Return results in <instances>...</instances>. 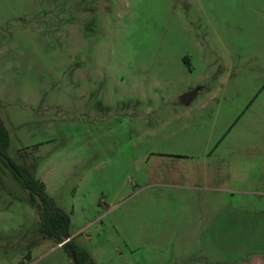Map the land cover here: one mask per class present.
<instances>
[{"label":"rangeland","instance_id":"1","mask_svg":"<svg viewBox=\"0 0 264 264\" xmlns=\"http://www.w3.org/2000/svg\"><path fill=\"white\" fill-rule=\"evenodd\" d=\"M0 118L97 264H184L200 201L264 200V0H0ZM40 229L0 162V264H73Z\"/></svg>","mask_w":264,"mask_h":264},{"label":"crops","instance_id":"2","mask_svg":"<svg viewBox=\"0 0 264 264\" xmlns=\"http://www.w3.org/2000/svg\"><path fill=\"white\" fill-rule=\"evenodd\" d=\"M201 90L197 89L198 92ZM28 168L35 175V169ZM198 204L207 211L192 218L190 226L207 240L198 239L195 247L184 256V264H264V200H260L259 195L244 199L217 197ZM184 235L196 234H188L187 231ZM246 252L259 254L238 262L235 261L236 256L227 254ZM210 253H221V256L217 254L215 259Z\"/></svg>","mask_w":264,"mask_h":264},{"label":"trees","instance_id":"3","mask_svg":"<svg viewBox=\"0 0 264 264\" xmlns=\"http://www.w3.org/2000/svg\"><path fill=\"white\" fill-rule=\"evenodd\" d=\"M9 146V132L0 118V162L28 191L30 205L39 208L41 234L58 245H62L73 264H96L91 254L72 239L71 217L57 206L53 198L46 192L45 184L37 179L26 165L18 164L10 158Z\"/></svg>","mask_w":264,"mask_h":264},{"label":"water","instance_id":"4","mask_svg":"<svg viewBox=\"0 0 264 264\" xmlns=\"http://www.w3.org/2000/svg\"><path fill=\"white\" fill-rule=\"evenodd\" d=\"M198 91L197 90H194V91H191V92H188V93H185L184 95H182L180 97V101L185 104V105H190L192 100L194 99V97L197 95ZM60 247L62 245H59Z\"/></svg>","mask_w":264,"mask_h":264}]
</instances>
